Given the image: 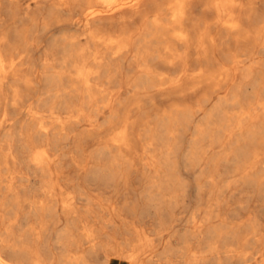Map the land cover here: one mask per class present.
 <instances>
[{"label":"bare ground","instance_id":"bare-ground-1","mask_svg":"<svg viewBox=\"0 0 264 264\" xmlns=\"http://www.w3.org/2000/svg\"><path fill=\"white\" fill-rule=\"evenodd\" d=\"M71 27L78 33L54 39L39 67L54 94L102 90L125 61L136 77L134 85L143 89L194 95L207 86H235L264 92V0H0V128L7 125L8 111L18 114L35 88L38 70L25 65L34 61L29 56L35 34L38 39ZM27 71L32 77H26ZM25 117L28 123L11 124L7 133L16 131L17 139L0 142V264H52L39 244L48 223L58 216V221L64 217L61 230L68 233L57 235L63 246L58 264H110L112 258L123 260L120 264H264L262 234L253 240L259 247L247 251L238 248L236 236L214 231L198 254L189 249L186 234L178 249L167 246L158 252L140 236L136 244L122 247L90 224L73 198L56 208L52 191L46 189L47 197L36 200L31 190L36 179L42 187L54 184L52 160L43 150H34L36 138L47 139L55 123L63 130L73 115L31 106ZM111 137L106 141L130 149L125 126ZM132 154L137 155L134 148ZM111 168L86 172L80 167L91 179L102 172L112 175ZM107 222L106 227L116 226L117 220ZM99 251L104 263L97 260Z\"/></svg>","mask_w":264,"mask_h":264},{"label":"rangeland","instance_id":"rangeland-1","mask_svg":"<svg viewBox=\"0 0 264 264\" xmlns=\"http://www.w3.org/2000/svg\"><path fill=\"white\" fill-rule=\"evenodd\" d=\"M76 33L71 27L38 39L35 34L34 52L29 56L34 61L25 64L38 70L35 88L23 99L18 114L8 111L7 125L0 128V142L15 141L16 131L7 134L10 125L25 123L31 106L73 115L63 130L58 123L52 125L47 139L36 134L33 148L52 160L49 171L54 184L42 187L36 179L31 186L35 199L44 200L46 189L52 191L50 201L56 208L73 198L85 219L122 247L136 244L140 236L158 252L167 246L178 249L181 235L186 234L189 249L198 254L204 252L209 233L236 236L238 248L246 251L259 247L253 241L258 234L264 244V92L235 86H207L194 95L143 89L134 85L136 77L125 61L102 90L78 88L54 94L46 84L47 74L39 70L44 53L54 39ZM26 77H32L31 71ZM123 126L130 149L112 139L106 141ZM82 165L86 172H107L113 167V174L102 172L98 179H91L80 169ZM30 167L35 170L33 162ZM57 218L48 223L39 244L52 264H58L63 250L57 235L68 234L61 230L64 217ZM110 218L117 220L116 226L106 227ZM248 227H254V233ZM97 260L104 263L101 251Z\"/></svg>","mask_w":264,"mask_h":264},{"label":"crops","instance_id":"crops-1","mask_svg":"<svg viewBox=\"0 0 264 264\" xmlns=\"http://www.w3.org/2000/svg\"><path fill=\"white\" fill-rule=\"evenodd\" d=\"M121 262H116V263H113V262H110V264H120Z\"/></svg>","mask_w":264,"mask_h":264}]
</instances>
